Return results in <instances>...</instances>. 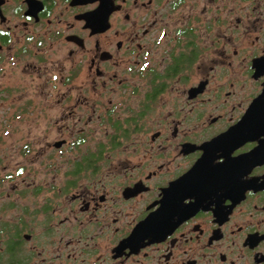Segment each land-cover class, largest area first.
<instances>
[{"label":"flooded vegetation","instance_id":"obj_1","mask_svg":"<svg viewBox=\"0 0 264 264\" xmlns=\"http://www.w3.org/2000/svg\"><path fill=\"white\" fill-rule=\"evenodd\" d=\"M0 264H264V0H0Z\"/></svg>","mask_w":264,"mask_h":264},{"label":"water","instance_id":"obj_2","mask_svg":"<svg viewBox=\"0 0 264 264\" xmlns=\"http://www.w3.org/2000/svg\"><path fill=\"white\" fill-rule=\"evenodd\" d=\"M216 141H219V139H218V140H216Z\"/></svg>","mask_w":264,"mask_h":264},{"label":"rangeland","instance_id":"obj_3","mask_svg":"<svg viewBox=\"0 0 264 264\" xmlns=\"http://www.w3.org/2000/svg\"><path fill=\"white\" fill-rule=\"evenodd\" d=\"M7 143H8V141H7Z\"/></svg>","mask_w":264,"mask_h":264}]
</instances>
